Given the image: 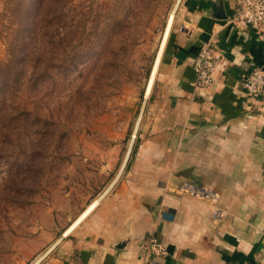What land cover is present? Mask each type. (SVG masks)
<instances>
[{"label":"crops","instance_id":"0c3cea01","mask_svg":"<svg viewBox=\"0 0 264 264\" xmlns=\"http://www.w3.org/2000/svg\"><path fill=\"white\" fill-rule=\"evenodd\" d=\"M217 1H181L145 82L81 134L33 234L18 236L16 264H143L152 233L167 249L155 264H264V90L248 99L242 86L264 69V33L226 23L238 0L212 16ZM209 41L226 65L193 91L192 61ZM186 182L215 191L222 218L181 193Z\"/></svg>","mask_w":264,"mask_h":264},{"label":"rangeland","instance_id":"374dc122","mask_svg":"<svg viewBox=\"0 0 264 264\" xmlns=\"http://www.w3.org/2000/svg\"><path fill=\"white\" fill-rule=\"evenodd\" d=\"M181 1L0 0V264H16L81 134L145 82Z\"/></svg>","mask_w":264,"mask_h":264},{"label":"built area","instance_id":"2783aa9c","mask_svg":"<svg viewBox=\"0 0 264 264\" xmlns=\"http://www.w3.org/2000/svg\"><path fill=\"white\" fill-rule=\"evenodd\" d=\"M226 23L236 29L251 28L256 33H264V0H238L234 12ZM226 60L223 51L214 42L201 45L192 61L193 78L190 85L193 91L207 90L214 83V71L218 66L224 67ZM243 92L248 99L258 98L264 90V69L253 66L242 80ZM178 190L199 200L210 202L213 206L212 219L222 218L223 211L218 206V194L204 186L183 183ZM144 263L155 264V260L165 257L167 249L157 235L152 233L144 243Z\"/></svg>","mask_w":264,"mask_h":264},{"label":"water","instance_id":"95a60500","mask_svg":"<svg viewBox=\"0 0 264 264\" xmlns=\"http://www.w3.org/2000/svg\"><path fill=\"white\" fill-rule=\"evenodd\" d=\"M212 13L211 15L214 16L215 18L217 19H225L227 16L224 12V9H223V5H222V2L221 0L217 1L213 6H212ZM173 15H174V11L171 12L168 16V19L167 20V23L165 25V28H164V33H165V37L167 35V31L169 29V26H170V23L172 21V18H173ZM165 40V39H164ZM161 45V44H160ZM163 44L161 45V47L159 48L158 50V53H157V56L159 55L160 51H161V48H162ZM156 64V63H155ZM154 71V69H153ZM153 74V72H152ZM152 78V75L150 77V79ZM94 204H91L80 216L79 218L76 220V221H79L92 207H93ZM41 258H39L38 260H36L33 264H37L38 261L40 260Z\"/></svg>","mask_w":264,"mask_h":264},{"label":"bare ground","instance_id":"6f19581e","mask_svg":"<svg viewBox=\"0 0 264 264\" xmlns=\"http://www.w3.org/2000/svg\"><path fill=\"white\" fill-rule=\"evenodd\" d=\"M167 20H169V19H167ZM164 39H165V33L163 32V34H162V36H161V38H160V43H159V45L161 44H163V42H164ZM161 45L159 46V48L161 47ZM159 48H158V50H159Z\"/></svg>","mask_w":264,"mask_h":264}]
</instances>
